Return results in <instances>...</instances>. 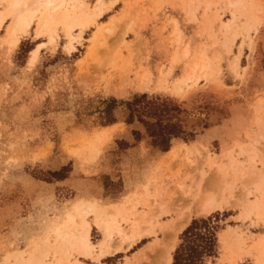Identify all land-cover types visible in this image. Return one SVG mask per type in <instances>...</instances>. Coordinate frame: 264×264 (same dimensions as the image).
<instances>
[{"label": "snow or ice", "instance_id": "1", "mask_svg": "<svg viewBox=\"0 0 264 264\" xmlns=\"http://www.w3.org/2000/svg\"><path fill=\"white\" fill-rule=\"evenodd\" d=\"M0 7L6 8L0 12V36L5 37L0 43V207L4 209L0 214V249L7 253L0 257V264H128L124 253L132 241L104 212L94 217L69 212L63 231L49 229V239L41 241L39 258L28 260L23 257L30 255L34 242L13 239L4 229L12 216L19 214L36 182L46 181L54 187L49 177L63 180L60 173L72 160L80 162L78 168L80 164H95V160L81 156L79 142L71 136L77 134V126L80 132L89 128L83 116H94L100 104L111 100L105 127L93 136L97 143L110 147L114 141L122 142L137 153L154 149V129L168 118L151 101L139 107L129 102L137 91L147 93L151 88L125 85L133 79L140 82L141 77L149 82L151 64L160 58L157 52L163 55L165 49L171 70L179 75L187 70L193 46L197 62L177 82L176 90L157 88L156 99L161 93L182 103L194 97L214 99L242 143L239 151L232 152L230 169L219 163V157L217 163L209 158L210 163L196 176L198 193L173 185L159 171L141 177L142 195L149 202L167 192L184 205L182 215L163 218L167 251L162 258L142 260L141 264H264V0L225 5V12L241 9L242 15L238 18L233 11L231 19L223 18L227 21L222 24L225 43L213 60L192 32L199 23L190 20L195 5L184 0H149L146 4L140 0H42L36 4L0 0ZM40 10L46 14L40 16ZM85 49L90 57L87 68ZM146 62L149 71H145ZM151 83H155L154 78ZM113 86H119L117 91H112ZM95 123L93 119L92 125ZM64 133L71 135L61 138ZM171 167L175 169V164ZM17 176L21 184L15 183ZM113 177L118 185L127 179L119 168L102 170L94 177L96 182L81 189L79 195L87 194L88 199L108 195L104 182ZM229 191L234 195L229 196ZM111 194H119L117 185ZM72 195L78 197L76 191ZM79 203L78 197L75 206ZM233 209L240 214L236 218L244 219L259 239L251 235L247 243L226 255L222 248L216 250L219 237L213 221L234 216ZM53 232L55 245L51 243ZM180 233L189 252L184 262L168 258L175 247L172 237ZM25 244L23 252L15 251ZM140 247L137 243L132 251ZM144 252H148L147 247Z\"/></svg>", "mask_w": 264, "mask_h": 264}, {"label": "rangeland", "instance_id": "2", "mask_svg": "<svg viewBox=\"0 0 264 264\" xmlns=\"http://www.w3.org/2000/svg\"><path fill=\"white\" fill-rule=\"evenodd\" d=\"M229 1L184 0V2L195 5L190 10V20L199 21V23L192 27V32L197 35L201 44L207 49L209 60H213L219 54L220 49L225 43L224 32L226 29L222 27V24H226L227 21L223 18L227 16L231 19L233 11L236 12L238 18L242 15L241 9H228L225 12V5ZM140 2L141 4H146L149 0H140ZM5 9L0 7V11ZM188 27L190 26H186V29ZM170 39L171 37H169ZM4 40L5 37L0 36V43H3ZM184 47H187V45L181 48L182 60L184 59ZM76 55H80L79 51ZM157 55L160 58L154 60L151 64L152 71H149L147 68V62L145 65V71H149V82H144L141 77L140 82L133 79L125 85L126 88L139 89L145 87L152 89L147 93L137 91L134 96L147 94L150 97H156L157 92L155 90L161 87H171L173 90H176L178 87L177 82L182 81L188 74V71L191 70V65L197 62L196 47L193 46L192 59L188 61L187 70H181L179 75H177L171 70L172 65L166 49L163 55L159 51ZM84 58L85 68H87V60L90 58L87 49L84 50ZM161 73L163 74L161 75ZM93 78H96L95 73H93ZM102 78L101 76L100 79ZM153 78L155 83H151ZM118 87L113 86L112 91H117ZM184 91L187 92L186 86L184 87ZM160 98L170 99L182 109L180 117L183 119V126L189 131L194 130L196 132L193 139L187 141L181 138L174 139L171 148L167 152L154 147V149H150L149 151L137 153L133 147L125 146L122 142L118 143L115 141L110 147L107 144L101 145L93 139V136L105 127L104 110L108 103L100 104L99 111L94 116H83V120L89 124V128L80 132L79 126H77V134L71 136L74 141L79 142L81 156L85 160H95V164L91 167L80 164L78 168L80 162L72 160L70 166L66 165L60 173L64 177L63 180L49 177L53 181L54 187L46 181L36 182L32 191L26 195L23 206L18 209L19 214L12 216L9 227L4 229V231L10 232L13 239L22 238L27 241H33V248L30 250L31 255L42 244L41 241L49 237V229H54L57 225L63 223L70 211H76L77 206L74 205H76L78 197L80 203L92 201L97 202L100 206L116 203L120 206L119 215L116 218L117 221L128 227L129 223L137 222L140 231H148V234H144L140 240L129 245L125 250L124 259L128 261V264H141L142 260L151 261L154 256L151 254L149 246L154 243V245L160 247L164 243L166 222L163 218L169 216V214L182 215L184 205L183 203H176L175 198L167 192L162 193L159 200L154 199L149 202L147 197L142 195L144 186L141 183V177L145 176L148 172L159 171L170 178L173 185L186 187L190 193L195 189L198 193L199 186L196 176L204 171L205 165L210 163V161L208 163L209 157H211L212 163H217V157H219V163L224 164L230 169L232 152L233 150L239 151L242 143L239 133L235 131V126H228L227 118L220 114L219 109L221 105L214 99L210 97H194L187 103H182L179 98H170L167 93H161ZM81 111L83 110L81 109ZM93 119L96 121L95 125H92ZM217 120L219 121L218 123ZM72 126L70 122L68 127L71 129ZM64 135L71 134H61V138ZM257 135L258 131L253 132L251 139L255 140ZM183 143L187 147L183 146ZM173 149L175 150L174 152ZM217 149L220 151H217ZM162 152L163 157H160ZM168 153L173 154L169 156ZM189 161L191 163H188ZM172 164H175V169L171 167ZM117 168L121 170L122 174L127 176L123 185H118V182L113 177L104 182L108 185V195H97L91 197V199L87 198V194L79 195L81 189L86 190L91 183L96 182L94 177H98L102 170L114 171ZM36 172L39 175L38 169ZM259 178L260 174L257 171L256 179L259 180ZM15 183L21 184L20 177L17 176L15 178ZM114 185L119 187V194L117 196L111 194ZM73 191L78 193V197L72 195ZM153 191L155 192V189ZM206 195L207 193H205ZM228 195L231 196L234 193L229 191ZM185 199H189V197H185ZM233 212L235 213L234 216L222 217L218 220L220 227L217 231V236L219 237L217 251L222 248L226 255L230 249L247 243L251 235H255L256 239H259L258 233H252L245 226L246 221L244 219L236 218L240 215L239 212H236L235 209H233ZM3 213L4 209L0 207V214ZM127 219L128 221H126ZM0 227H2V224H0ZM222 231L223 236L220 237ZM149 234H151V240H149ZM181 234L176 235L177 240L175 248L172 251L173 259L174 252L181 242ZM51 243L53 245L56 244V238L53 236V233L51 235ZM137 243H140L141 247L133 252L132 249L136 248ZM145 247L148 248L147 253L144 252ZM26 248L27 244H25L24 248H16L15 251L23 252ZM128 253H131V255L129 256ZM6 254L4 250L0 249V257ZM29 256L24 257L28 258ZM14 260L15 257H13V262Z\"/></svg>", "mask_w": 264, "mask_h": 264}, {"label": "trees", "instance_id": "3", "mask_svg": "<svg viewBox=\"0 0 264 264\" xmlns=\"http://www.w3.org/2000/svg\"><path fill=\"white\" fill-rule=\"evenodd\" d=\"M141 97H143V99ZM147 101H151L155 105V107L158 110H160L164 116L168 118L166 123L162 122L161 127L154 129V140H155L154 147L155 148H158L161 151H164L165 149H167L168 151L171 148L172 141L174 139L181 138L187 141L195 137L196 132L194 130L189 131L183 126L182 124L183 119L180 117V113L182 112V109L177 104H175L172 100L167 99V98L156 99V97H150L147 94H138V95H135L133 100L129 102L133 103L134 107H139L140 105H144ZM109 104H111V100L108 102V105ZM108 105L106 109L104 110L105 119L107 117ZM218 220L213 221V226H215L216 235L220 227ZM200 231H201V234H203V229H201ZM182 235L183 234H181L180 236L181 242L177 246L174 252L173 261L184 262L189 259L187 243L185 239L181 238ZM217 246H218V239L215 244L216 250H217Z\"/></svg>", "mask_w": 264, "mask_h": 264}, {"label": "bare ground", "instance_id": "4", "mask_svg": "<svg viewBox=\"0 0 264 264\" xmlns=\"http://www.w3.org/2000/svg\"><path fill=\"white\" fill-rule=\"evenodd\" d=\"M9 2H12V0H9ZM15 2L36 4L38 2H42V0H15ZM244 2H245V0H230L229 1V3H244ZM5 11H6V9L3 11H0V12H5ZM30 11H36V10L30 9ZM45 14H46V10H40V12H39L40 16H44ZM103 129H104V127L101 130H99L98 132L103 131ZM183 146L187 147V145L184 143H183ZM209 161L210 160H208V163H209ZM211 162H212V160H211ZM189 207H190V205H189ZM119 211H120V206H118L116 203H111V204H108L106 206H100L97 202L84 201V202L79 203V206L76 207L75 213L77 215H79V214L87 215V214L91 213L94 216L100 212L106 213L108 215L109 219L115 225H117L120 229L123 230V232L125 233V238L130 239L132 241V243L140 240L144 234H148V231H146V232L140 231V227H139V224L137 222H132L131 224L129 223L128 224L129 227H128V226H124L119 221H117L116 218L119 215ZM126 221H128V219ZM63 224H64V222L57 225L54 229H60L61 231H63V228H62ZM53 236L56 238L55 232H53ZM133 238H135V239H133ZM47 239H49V237H47L45 240H47ZM176 240H177L176 236L172 237V241L174 242V244H175ZM42 247H43V244H40V246L37 249H35L28 258L23 257V259L28 260L30 258H39ZM149 247H150V252L154 256L155 259H161L163 252L167 251V245L165 244V239H164V243L162 246L157 247L153 243ZM174 248H173V250H174ZM168 258L170 260H173L172 253L169 255Z\"/></svg>", "mask_w": 264, "mask_h": 264}]
</instances>
